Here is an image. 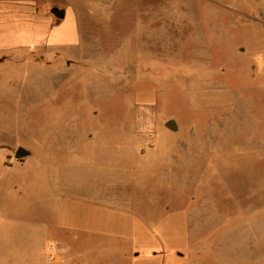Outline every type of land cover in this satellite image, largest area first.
Returning a JSON list of instances; mask_svg holds the SVG:
<instances>
[{
    "label": "rangeland",
    "instance_id": "rangeland-1",
    "mask_svg": "<svg viewBox=\"0 0 264 264\" xmlns=\"http://www.w3.org/2000/svg\"><path fill=\"white\" fill-rule=\"evenodd\" d=\"M157 1V41L0 51V259H31L32 227L118 259L110 238L163 221L187 264H264V0Z\"/></svg>",
    "mask_w": 264,
    "mask_h": 264
},
{
    "label": "crops",
    "instance_id": "crops-1",
    "mask_svg": "<svg viewBox=\"0 0 264 264\" xmlns=\"http://www.w3.org/2000/svg\"><path fill=\"white\" fill-rule=\"evenodd\" d=\"M46 7L49 10H46ZM163 8V3L157 0H0V51L17 48L35 54L39 50H57L58 53L65 50L70 53L72 61H77L94 55L90 52L83 53L80 47L83 39L96 41L136 39L139 41L138 46H141V40L157 41L162 38V31L160 28L157 30V23L162 22ZM53 9L60 11L63 17L57 18L51 12ZM146 24H150L148 26L150 32L144 27L137 32L138 25ZM100 45L101 48L104 47V43ZM100 47H97L94 53H98ZM139 117L147 119L144 115ZM178 130L179 128H176L172 132ZM133 135L137 140L146 137L144 134ZM138 151L142 152L140 148L128 152L130 160L131 157L137 156ZM2 165L0 161V169ZM178 172V169H175V173ZM8 196L6 193L4 200L0 179V243L5 231L1 217L3 212L10 209L5 206ZM10 213L13 214L12 208ZM162 222L154 221V225L148 227L149 230L146 232L138 227L130 232L128 238L111 236L112 238L102 248L111 252L115 250L120 255L118 259H100L98 253L91 255L90 259L82 257L84 249L81 246L66 244L58 236L49 238V230L41 231L32 227L31 259H0V264H187L190 261L188 257L191 248L183 244L184 240L179 238L180 232L177 236L172 233L170 235L172 226L168 225V228L164 229ZM157 232H164L160 241ZM50 233L59 234L61 231L51 229ZM163 240L175 243L174 248L159 245ZM36 243L37 254L34 251ZM51 244L55 246L54 251L49 249Z\"/></svg>",
    "mask_w": 264,
    "mask_h": 264
},
{
    "label": "water",
    "instance_id": "water-1",
    "mask_svg": "<svg viewBox=\"0 0 264 264\" xmlns=\"http://www.w3.org/2000/svg\"><path fill=\"white\" fill-rule=\"evenodd\" d=\"M52 14H54L57 18H62L63 17V14L60 13L58 14V11L57 9H53L52 11ZM165 127L168 128L169 130L171 131H175L176 130V124L173 120H169L167 121V123L165 124ZM30 155V152L27 151L26 149L22 148V147H18L14 153V158L15 159H23L25 157H28Z\"/></svg>",
    "mask_w": 264,
    "mask_h": 264
},
{
    "label": "built area",
    "instance_id": "built-area-1",
    "mask_svg": "<svg viewBox=\"0 0 264 264\" xmlns=\"http://www.w3.org/2000/svg\"><path fill=\"white\" fill-rule=\"evenodd\" d=\"M49 249H50V251H54L55 250V246L54 245H50Z\"/></svg>",
    "mask_w": 264,
    "mask_h": 264
},
{
    "label": "trees",
    "instance_id": "trees-1",
    "mask_svg": "<svg viewBox=\"0 0 264 264\" xmlns=\"http://www.w3.org/2000/svg\"><path fill=\"white\" fill-rule=\"evenodd\" d=\"M61 12H58V14H60Z\"/></svg>",
    "mask_w": 264,
    "mask_h": 264
}]
</instances>
